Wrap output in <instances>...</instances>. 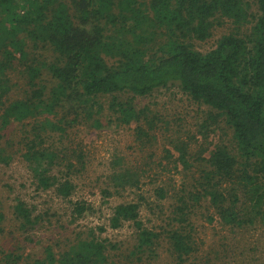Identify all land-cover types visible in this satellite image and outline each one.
<instances>
[{
    "label": "trees",
    "instance_id": "1",
    "mask_svg": "<svg viewBox=\"0 0 264 264\" xmlns=\"http://www.w3.org/2000/svg\"><path fill=\"white\" fill-rule=\"evenodd\" d=\"M225 22L232 28L212 49L196 50L195 42ZM172 86L222 117L236 150L215 145L206 157L200 152L195 166L179 144L173 169L186 174L154 189L158 200L172 201L167 238L181 258L190 250L184 228L203 204L224 225H264V0H0V139L6 140L0 163L10 160L12 140L5 133L17 135L12 154L27 164L38 189L72 202L71 158L82 156L58 137L48 145L45 136L66 138L79 125L101 128L106 115L117 127L134 125L135 142L146 148L157 124L136 99ZM111 167L105 196L142 191L144 168L118 157ZM144 202L140 195L117 204L108 218L114 230L132 224L137 250L151 248L159 237L140 221ZM70 210L78 218L91 207L75 202ZM13 212L22 230L37 222L24 202ZM3 220L0 212V235ZM89 237L58 255L46 248L35 264H112L104 242L93 230Z\"/></svg>",
    "mask_w": 264,
    "mask_h": 264
},
{
    "label": "rangeland",
    "instance_id": "2",
    "mask_svg": "<svg viewBox=\"0 0 264 264\" xmlns=\"http://www.w3.org/2000/svg\"><path fill=\"white\" fill-rule=\"evenodd\" d=\"M244 1L253 3V0ZM231 28L229 22L215 26L206 41L194 43L196 50L209 51ZM136 102L139 107L149 108L157 124L155 139L146 148L141 149L135 142L134 125L117 127L106 115L100 118L101 128L79 125L70 130L66 138L60 139V134L45 136L48 145L57 144L58 137L60 144L76 149L83 156V166L77 163L82 156L71 158L75 166L71 175L75 191L69 198L72 202L58 198L52 190L38 189L27 164L18 153L12 154L19 138L1 132L12 142L7 147L9 163H0V212L4 216L0 264H35L45 256L46 248L50 247L58 255L77 238L89 239L91 230L95 238L106 245L105 255L112 264H264V225H224L204 204L191 215L190 227L184 228L186 234H190L186 243L189 253L176 257L167 238L173 217L172 201L158 200L153 191L186 174L180 175L173 169L181 154L177 145L186 146V159L195 165L200 152L206 157L215 145L224 144L235 153L232 131L222 117L216 118L214 111L198 105L176 86L155 91ZM5 141L0 139L1 147ZM167 151L169 159H165ZM114 157L144 168L142 191L129 189L109 197L104 195L103 191L110 187L108 176ZM140 195L145 197L139 212L140 221L159 237L151 248L137 250V231L132 224L126 223L114 230L108 227V218L115 205L135 202ZM18 201L24 202L37 219L32 228L22 230L16 220L13 207ZM75 202L89 205L91 211L86 216H71L70 209ZM8 254L18 259L6 260L4 257Z\"/></svg>",
    "mask_w": 264,
    "mask_h": 264
}]
</instances>
